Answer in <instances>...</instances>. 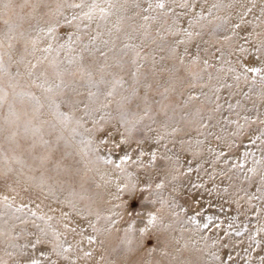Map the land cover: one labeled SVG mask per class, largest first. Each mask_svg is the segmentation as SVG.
<instances>
[{"label": "snow or ice", "instance_id": "1", "mask_svg": "<svg viewBox=\"0 0 264 264\" xmlns=\"http://www.w3.org/2000/svg\"><path fill=\"white\" fill-rule=\"evenodd\" d=\"M42 3L43 0H34L31 4L30 0L19 4L15 0H0V70L9 58L15 64L13 79L26 85L33 104L31 119L35 121L31 126L26 123L23 132L0 126V164L4 173L17 171L14 165H18L22 172L31 166L28 159L39 161L42 166L61 143L66 148L71 147V141L80 136L79 129L85 128L89 122L92 125L88 129L90 134L94 132L103 143L107 127L113 118H117L119 127L126 133L118 143V147H123L141 125L149 131H159L144 123L149 120L156 124L157 115L165 117L159 122L162 134L157 136V142L167 135L176 136L181 132L187 135L186 129L190 127L204 135L201 129L215 127L212 121L222 108V90L239 87L242 79L245 82L251 79L253 85L259 84L257 95L264 99V0L259 5L258 15L255 13L258 7L256 0H228V3L213 0L206 9L203 3L198 5L197 0H143V3L134 0L131 6L128 0H91L87 11L81 15L74 13L71 18L63 16V10L84 9L85 0L79 3L62 0L54 10L39 12ZM43 6L48 7L46 4ZM198 6L200 11H196ZM29 7L31 10L25 13L23 10ZM225 8L239 9L235 12V21L230 15H217ZM129 11H132L131 16L127 15ZM113 16L116 17L114 21L110 19ZM61 17L63 24L71 25L78 19H86L88 24L83 29L77 25V33L64 39L58 33ZM135 17H139L142 23L129 24L126 30L124 22ZM93 21L96 22L95 34H89L87 29ZM205 35L209 39H204ZM18 44L21 47L18 48ZM213 48L215 51H210ZM232 56L236 57L235 61L228 58ZM252 57L258 61L257 64L246 63ZM211 59L219 62L220 66L216 67ZM229 78L233 83L227 82ZM178 91L180 103H167L171 94ZM153 93L159 98L152 100ZM248 95L243 93L245 99ZM6 102L7 93L0 90V105ZM197 102L199 107H194ZM134 104L135 119H129L128 112ZM48 107L63 121L62 126L39 119ZM241 108L240 100L235 104L228 103V110L238 117L240 112L236 110ZM262 115H245L241 117L243 124L239 120L225 119V122L236 125V131L231 133L236 136L248 124L264 125ZM207 135L211 136V131ZM256 140L264 143V131H260L252 143ZM79 143L91 148L94 140L90 136L80 139ZM186 143L189 147L185 150H192V141ZM204 143L205 140H195L194 154H200V146ZM36 149L42 150L40 154H36ZM96 151V148L92 149L94 154ZM25 152L28 159L24 157ZM219 155L222 153L217 158ZM119 159L120 164L116 167L123 170L122 165L130 157L125 154ZM152 159L155 160V153H152ZM104 162L113 164L112 159ZM249 171L254 172L255 169ZM161 186L157 184V187ZM257 190L260 191L259 188ZM26 207H16L22 215L15 217L19 225H13V228L17 238H22L24 243L19 245V260L14 264H59L61 260L67 261L69 256L61 253H70L71 249L56 243L54 232L50 233L39 224H33L36 232L28 231L27 217H35L36 213L25 212ZM38 219L44 220L43 217ZM108 219L112 225L116 223L110 217ZM156 221L157 214L150 213L146 226L138 230L140 236L148 233ZM133 231L131 225L126 229L129 234L125 242L126 257L146 251L144 242L133 236ZM88 239L92 242L91 237ZM184 246L187 247V243ZM58 247L60 251L56 250ZM41 249L44 250L37 257L35 252ZM147 254L153 255L151 252ZM84 255L91 254L85 252ZM124 264H129V260L125 259Z\"/></svg>", "mask_w": 264, "mask_h": 264}, {"label": "rangeland", "instance_id": "2", "mask_svg": "<svg viewBox=\"0 0 264 264\" xmlns=\"http://www.w3.org/2000/svg\"><path fill=\"white\" fill-rule=\"evenodd\" d=\"M15 2L19 4L23 0H15ZM32 2L34 0H30V4ZM60 2L62 0H43L38 11L54 10ZM70 2L79 3L80 0H70ZM86 2L91 3V0ZM132 2L134 3V0ZM197 2L198 5L203 3L206 9L213 0H197ZM224 2L228 3V0ZM256 2L258 7L255 13L258 15L262 0ZM44 4L48 7H44ZM30 10L29 7L23 11L26 13ZM200 10L198 6L196 11ZM84 11L87 9L65 8L63 16L71 18L74 13L81 15ZM235 12H237L235 8H225L217 15H230L235 21ZM128 14L131 16L132 11ZM60 19L62 27L58 28V33L61 37L77 33V25L83 29L85 22H88L86 19H78L73 24L67 25L63 24V17ZM140 23L142 21L139 17L129 20V24ZM128 25L125 26L126 30ZM27 26L25 23L24 27ZM248 31L251 29L249 28ZM204 39L209 37L205 35ZM210 51L214 52L215 49ZM13 58L15 59L16 56L13 55ZM228 58L233 61L236 59L235 56ZM211 62L216 67L220 66L215 59H211ZM246 63L254 65L258 61L252 57ZM12 71H15V67ZM227 82L233 83L230 78ZM196 91L198 92L199 89ZM259 91L260 85L251 84V79L248 82L242 79L239 87L223 89L220 100L221 111L215 114L212 121L215 127L201 129L204 135H199L190 127L186 129L187 135L184 132L176 136L167 135L157 142V136L162 134L159 122L165 119L164 116L157 115L156 124H152L149 120H145L144 123L159 131H149L141 125L140 129L129 137V143L118 147L119 141L126 133L119 127L118 122L114 126L110 124L104 133L105 142H100L96 147L95 155L100 157L98 163L90 164L84 159L86 166L79 168L78 161L82 159L80 157L82 154L77 149L68 152L66 158H63L64 161H58L56 157L47 160V164L52 165V171H59L61 174L55 178L57 183L49 186L55 195H49L47 190L42 192L33 186L35 183L32 181L33 177H38L40 173H43L44 178L49 181L54 180L55 176L53 173L47 174V167L41 166L39 161L37 165L28 161L31 166L25 167L22 172L18 165H14L17 171L8 175H4V168L1 165L0 200L7 197L14 206L26 205L25 212L36 213L35 217L29 215L27 218L28 231H37L33 224L42 227L50 224L62 234L60 237L62 240L70 243L79 242L77 252L69 253V259L61 260L59 264H72V261H75V264H109V261L114 264H124L125 259L129 260V264H146V262L147 264H264L262 259L264 258V183L261 182L260 171L254 179L255 172L249 171L253 168L264 170V163H256L264 162V143L260 140L252 143L255 136L259 135L260 131H264V125L248 124L241 133L232 136L231 133L236 131V125L225 122V119L239 120L243 124L241 117L245 115L256 117L258 113L264 114V99L257 95ZM243 93L249 94L247 99L244 98ZM158 98L155 93L151 95L152 100ZM236 100H240L243 105V108L236 110L240 112V117L228 110V103L235 104ZM180 101L181 96L178 91L171 94L167 103L178 105ZM140 107L143 108V105ZM194 107H199V103L197 102ZM135 112L134 104L128 112L129 119H135ZM41 118L46 117L42 115ZM261 118L264 119V115ZM86 127H92L91 123L89 122ZM208 131H211V136L207 135ZM97 139L100 141L99 137ZM197 139L205 140L200 146L199 155L194 154ZM188 140L192 141L190 151L185 150L189 147L186 143ZM181 141L185 143L182 144ZM210 149L212 151H209ZM141 152L143 155H140ZM152 153H155V160L152 159ZM220 153L222 155L217 158ZM16 154L19 155V151ZM125 154L130 159L122 165L123 170H121L116 165L120 164L119 158ZM25 156L28 159L27 152L24 153ZM105 159H112L113 164H106ZM173 165L176 167L174 173ZM110 174L116 175L119 180L111 192H106L104 187ZM69 179L72 180L71 183L67 182ZM157 184L162 186L157 187ZM258 188L260 191L257 190ZM251 190L256 196L251 194ZM80 192L82 193L78 196ZM172 210L180 215L181 225L175 224L168 230L159 231L154 226H150L149 232L143 237L140 236L138 230L146 226V215L156 213L169 219L165 221L168 223L171 220L168 214ZM96 214L108 216L116 221L112 225L113 238L102 243L92 227V225L104 226V221H98ZM39 217H43L44 220L38 219ZM129 225L134 230L132 235L144 242L146 251L138 255L129 254L126 257L123 252L125 247L123 240L128 238L126 229ZM176 229L181 231L182 242L179 245L174 244L175 241L170 235V232L174 233ZM193 232L197 235L193 236ZM89 237L92 238V242L89 241ZM185 243L187 247L184 246ZM117 245H120L121 249L114 251ZM43 250L36 251L35 255L40 257V251ZM85 252L91 255L85 256ZM148 252L153 255L149 256ZM14 261L15 259L8 260V264H14Z\"/></svg>", "mask_w": 264, "mask_h": 264}, {"label": "clouds", "instance_id": "3", "mask_svg": "<svg viewBox=\"0 0 264 264\" xmlns=\"http://www.w3.org/2000/svg\"><path fill=\"white\" fill-rule=\"evenodd\" d=\"M88 4L85 0V7L84 9H87ZM15 67V64L11 61L9 58L5 61L4 67L2 70H0V90H3L7 93V102L5 104L0 105V126H3V128H16L17 130L23 132L24 125L27 123L29 126H31L35 121L31 119L32 117V111H33V104L30 99V96L28 94V89L26 85H24L22 82L14 81V72L12 71V68ZM45 103H47L45 101ZM28 104L30 111L28 110H19L17 108V105H24ZM14 113V115H13ZM45 116L46 118H41ZM115 117V113H113ZM40 120H46L48 122L57 123L58 126L63 125V121L60 120L59 117L56 116L54 111L51 109V107L46 108L44 112L39 117ZM118 122L117 118H113L110 122L111 125H115ZM91 128V127H90ZM89 127L80 128V136L77 137L75 140L71 141V147H75L80 154H82L83 158L90 164H96L98 163V159L96 155L92 152L93 148H96L100 141L95 136V133L89 132ZM140 129V128H139ZM138 129V130H139ZM94 140V143L91 148L87 147L85 144L79 143V140L85 137H90ZM87 153V155H85ZM255 171L261 172V182L262 181V175H264V170L253 168ZM173 173L176 171L175 165L172 167ZM8 172H5L4 175H8ZM176 178L175 176L173 177ZM31 179V178H30ZM33 186L40 191L47 190L49 195H55V193L52 191V189L43 184V183H34ZM69 203H71L69 201ZM8 205H13L11 201L8 199L5 200L4 198L0 200V209L3 211H0V262H5V264H8V260L15 259V261L19 260V245L24 243V240L22 238L18 239L15 230L13 228V225H19V220H16L15 217L21 216L22 213L16 211V207L14 206L9 208ZM171 217L170 222L166 223V220L162 216L157 215V221L154 227L159 230H168L173 225L179 224L181 225L182 221L180 218V215L178 213H175L173 210L168 214ZM28 218V217H27ZM51 219V218H50ZM49 219V220H50ZM96 219L103 220L104 226L96 227L95 225H92L94 228V231L96 233V236L100 238L101 243L104 240H108L113 238V232H112V224L110 219H108V216H101L100 214H96ZM47 224V222H45ZM21 227H23L21 225ZM46 229L50 233H55L57 237L56 243H58L61 246H65L67 244L68 247H70L71 251L70 253H76L77 249L79 247V242L77 243H70L66 240H62L60 237L62 234L58 233L50 224H47ZM197 235L195 232H193V236ZM120 245H117L114 251L120 250ZM57 251H60V248L58 247L56 249ZM124 255L126 256V248H123ZM62 255H68L61 253ZM79 258V257H78ZM109 264H114V262L109 261Z\"/></svg>", "mask_w": 264, "mask_h": 264}, {"label": "bare ground", "instance_id": "4", "mask_svg": "<svg viewBox=\"0 0 264 264\" xmlns=\"http://www.w3.org/2000/svg\"><path fill=\"white\" fill-rule=\"evenodd\" d=\"M128 4H129V6H131L132 4H133V2H132V0H128ZM235 10H237V11H239V9L238 8H235ZM127 15L129 16V14L127 13ZM112 21H114L115 19H116V17L115 16H113V17H111L110 18ZM85 24H88V22H85ZM85 24L83 25V27L85 26ZM129 24V20H126L125 22H124V28H125V26L126 25H128ZM62 27V26H61ZM64 27V26H63ZM95 29H96V22L95 21H93L91 24H90V26H89V28L87 29V31H88V33L89 34H95ZM64 39H66L67 38V36L66 37H63ZM87 40V36H86V38H85V41ZM18 48L19 47H21V45H19L18 44V46H17ZM14 55L16 56V54L14 53ZM35 91V90H34ZM17 108L19 109V110H28V111H30V108H29V105L28 104H24V105H17ZM21 143L23 144L24 142L23 141H21ZM5 147H7V146H5ZM76 148L75 147H69V148H66L65 146H64V144L63 143H61L55 150H53L52 152H51V154H50V157H56V158H58V161H64V159L63 158H66L65 156H66V154H68V152H71L72 150H75ZM42 150L41 149H36V154H40V152H41ZM80 157L83 159H79V161H78V166H79V168H82V167H84V166H86L85 165V162H84V158L80 155ZM25 158L27 159V157L25 156ZM28 161L30 162V164H34V165H37V162L38 161H35V162H33L31 159L29 160L28 159ZM2 164H0V166H1ZM43 165H45L46 167H47V171H46V173L48 174H50V173H53L55 176H54V180H52V181H49L48 179H45L44 177L45 176H43V173H40V175L38 176V177H33V179H32V181L33 182H35V183H43V184H45V185H47V186H50L51 184H55V182L57 183V181L55 180V178L56 177H58V176H60L61 174H60V172L59 171H52V165H48L47 164V161L43 164ZM2 167H3V165H2ZM255 173H254V177H253V179L257 176V173H258V171H254ZM118 180H119V178L118 177H116V175H114V174H110V176H109V178L108 179H106V184H105V191L106 192H111V190L112 189H114V186H115V184L118 182ZM74 181V180H73ZM68 183H71L72 182V180L71 179H69L68 181H67ZM117 187V186H116ZM77 192H78V190H76ZM82 192H80L79 194H78V196H80V194H81ZM251 194H253V195H255L256 196V193L253 191V190H251ZM208 195V194H207ZM258 196H260V194H258ZM147 216V218L145 217V220H147L148 219V217H149V215H146ZM180 229H176V230H174V233L171 231L170 232V235L172 236V238H173V240L175 241L174 242V244L175 245H179L181 242H182V239H181V235H180ZM125 235H126V232L124 233V235H123V238L125 237ZM126 239H127V237L126 238H124V244H125V242H126ZM176 241H179V243H176Z\"/></svg>", "mask_w": 264, "mask_h": 264}]
</instances>
